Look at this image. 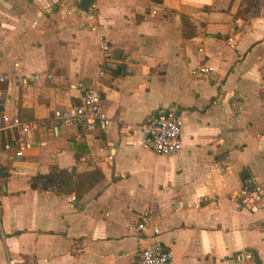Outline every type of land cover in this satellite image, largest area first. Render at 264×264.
I'll return each instance as SVG.
<instances>
[{"label":"crops","instance_id":"obj_1","mask_svg":"<svg viewBox=\"0 0 264 264\" xmlns=\"http://www.w3.org/2000/svg\"><path fill=\"white\" fill-rule=\"evenodd\" d=\"M79 2L0 0V107L38 125L0 133V264H136L152 237L169 264H264V0ZM80 80L106 125L53 119ZM172 105L158 153L141 124Z\"/></svg>","mask_w":264,"mask_h":264},{"label":"built area","instance_id":"obj_2","mask_svg":"<svg viewBox=\"0 0 264 264\" xmlns=\"http://www.w3.org/2000/svg\"><path fill=\"white\" fill-rule=\"evenodd\" d=\"M96 13L92 10L84 12L85 19H92ZM85 21V20H83ZM82 21V23H83ZM107 48L106 44H103ZM212 68L207 64H200L192 69V73H202L210 71ZM0 79L3 77L0 76ZM80 93V103L70 104L65 107L54 108L52 117L60 124L80 123L86 129H93L96 124L106 125L108 118L100 111L101 91L91 82L80 80L77 84ZM176 106H168L157 110V112L142 122L141 129L148 138V143L158 153L175 154L181 147L182 117L176 113ZM18 126L22 130H34L37 128L36 120H20L17 116H11L0 107V133L3 129H12ZM20 154L21 150H17ZM107 157L112 158V153ZM247 188V184L245 186ZM255 193L256 189H250L249 193ZM1 201V187H0ZM145 223L139 221L131 227L143 228ZM154 232L157 230L154 228ZM250 250H243L237 254L239 258L251 257ZM172 259V250L161 239L152 237L141 242L138 248L136 264H169Z\"/></svg>","mask_w":264,"mask_h":264},{"label":"water","instance_id":"obj_3","mask_svg":"<svg viewBox=\"0 0 264 264\" xmlns=\"http://www.w3.org/2000/svg\"><path fill=\"white\" fill-rule=\"evenodd\" d=\"M92 2V0H80L79 5L83 8H87V6ZM176 113H179V110H176ZM2 174V172H0V175ZM246 177H248V179L250 180L249 175H247Z\"/></svg>","mask_w":264,"mask_h":264}]
</instances>
